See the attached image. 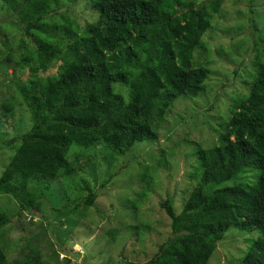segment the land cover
<instances>
[{"label": "trees", "instance_id": "obj_1", "mask_svg": "<svg viewBox=\"0 0 264 264\" xmlns=\"http://www.w3.org/2000/svg\"><path fill=\"white\" fill-rule=\"evenodd\" d=\"M61 1L0 0V14L9 17L0 25V63L13 64L22 76L0 101V111L9 117L26 106L34 121L19 138H0L5 146L19 145L0 177V196L11 197L19 215H40L64 254L67 245H74L69 232L76 230L65 221L93 208L100 196L97 188H85L73 177L92 165L98 148L120 161L136 146L158 143L176 107L204 94L213 73L204 40L227 0H90L97 17L84 29L61 12ZM257 44L256 72L252 81L243 79L249 90L232 98L229 114L218 112V125L220 118L227 120L223 131L211 126L218 143L211 138L189 144L195 151L189 152L193 185L181 212L171 198L160 202L170 220L167 241L149 261L124 264H209L230 228L259 231L238 261L264 264V38ZM202 50L205 55L198 59L195 55ZM171 154L163 151L159 161H170ZM254 172L258 178L252 184ZM118 175L104 180L101 189ZM54 181L62 182L66 202H73L75 190L85 193L84 200L68 211L56 195L55 207L44 209L43 196L30 187L41 184L49 191ZM7 213L0 209V235L11 222ZM138 218L140 243L153 227L146 217ZM108 234L117 240L113 230ZM18 247L19 257L10 260L0 244V264H48L31 241L25 239Z\"/></svg>", "mask_w": 264, "mask_h": 264}, {"label": "rangeland", "instance_id": "obj_2", "mask_svg": "<svg viewBox=\"0 0 264 264\" xmlns=\"http://www.w3.org/2000/svg\"><path fill=\"white\" fill-rule=\"evenodd\" d=\"M89 2L90 0H79L70 3L69 0H62L61 12H67L84 29L97 17L96 12L89 7ZM8 19L9 17L0 14V25L9 22ZM213 28L214 31L204 40L213 60V73L207 83L208 89L195 102L176 107L163 126L158 143L136 146L120 161H113L109 154L98 148L97 159L92 165L84 167L83 171L73 177L75 183L82 184L85 188H97L100 196L93 208L65 221L67 228L76 227L72 232L66 229L72 234L71 241L74 242L73 246L67 245L68 253H60L55 236L40 215L36 214L33 219L32 214L19 215L20 210L15 201L9 196H0V209L7 210L11 219L0 235V244L10 260L19 257L18 246L26 239L33 246H39L42 258L48 264H66V259H70L72 264H108L109 261L124 264L125 261L135 260L145 263L156 253L157 246L167 241L170 220L160 208V202L171 198L176 212H181L188 196L186 192L193 185L192 179H189L192 170L189 165L194 158L189 152L194 151V148L189 144L201 139L211 141V126L215 127L218 123V112L229 114L232 98L249 90V85L243 79L252 81L251 73L256 72L255 57L260 46L257 42L259 37L264 38V0H227L215 17ZM2 34L0 30V41ZM7 35L11 39V35ZM239 44H243L242 48L235 50L234 47ZM222 46L226 48L225 54L220 52ZM204 55L205 51L202 50L195 56L202 59ZM5 63H0V101L9 97V93L17 88L16 82L22 78L13 64L7 66ZM176 104L177 102L174 105ZM226 121L220 118L221 124H217L220 131H223ZM33 125L34 121L26 106L17 108L9 117H5L0 111L2 141L19 138L29 132ZM179 141L188 143L180 142L177 145ZM213 142L218 143L217 135ZM197 145L209 148L200 142ZM17 146L19 145L9 147L0 143V177L13 158ZM163 151L172 153L169 155L170 161L166 163L159 161ZM117 173L119 175L106 188L101 189L102 182ZM252 175L250 183L253 184L257 181L258 172ZM30 189L38 197L43 196V208L48 210L55 207L53 197L56 195H60V207L65 206L68 211L85 197L83 191L78 193L75 190L73 202H66L61 181L52 182L49 191L44 190L41 184L32 185ZM146 192H149L148 196ZM142 198L146 199L136 209L137 202ZM138 215L146 217L153 227L150 235L140 238V243L138 238L142 228L135 230L140 220ZM111 230L116 233L117 240L110 238L108 232ZM32 235L39 236L40 241L37 242L39 239ZM258 237L257 230L245 233L237 228H230L209 264H239L238 258L244 255L245 248ZM57 250L60 254L53 257ZM70 252L73 254L70 255Z\"/></svg>", "mask_w": 264, "mask_h": 264}]
</instances>
